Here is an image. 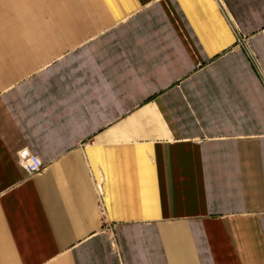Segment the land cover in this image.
<instances>
[{"label":"crops","instance_id":"crops-1","mask_svg":"<svg viewBox=\"0 0 264 264\" xmlns=\"http://www.w3.org/2000/svg\"><path fill=\"white\" fill-rule=\"evenodd\" d=\"M263 28L264 0H0V264H264Z\"/></svg>","mask_w":264,"mask_h":264},{"label":"built area","instance_id":"built-area-1","mask_svg":"<svg viewBox=\"0 0 264 264\" xmlns=\"http://www.w3.org/2000/svg\"><path fill=\"white\" fill-rule=\"evenodd\" d=\"M262 32L264 34V28ZM18 159L29 174H37L42 172L45 168L44 163L26 148L18 150Z\"/></svg>","mask_w":264,"mask_h":264}]
</instances>
